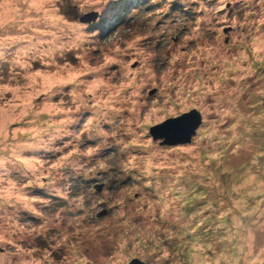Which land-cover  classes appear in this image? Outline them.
Wrapping results in <instances>:
<instances>
[{
    "label": "rangeland",
    "instance_id": "374dc122",
    "mask_svg": "<svg viewBox=\"0 0 264 264\" xmlns=\"http://www.w3.org/2000/svg\"><path fill=\"white\" fill-rule=\"evenodd\" d=\"M133 259L264 264V0H0V264Z\"/></svg>",
    "mask_w": 264,
    "mask_h": 264
},
{
    "label": "water",
    "instance_id": "95a60500",
    "mask_svg": "<svg viewBox=\"0 0 264 264\" xmlns=\"http://www.w3.org/2000/svg\"><path fill=\"white\" fill-rule=\"evenodd\" d=\"M99 17L97 11L83 14L79 21L82 23L94 22ZM202 116L196 109L180 114L177 117L167 118L149 128L153 140L161 139V145H176L191 142V136L195 134L201 124ZM99 190L101 186H95ZM128 264H146L140 259H133Z\"/></svg>",
    "mask_w": 264,
    "mask_h": 264
},
{
    "label": "bare ground",
    "instance_id": "6f19581e",
    "mask_svg": "<svg viewBox=\"0 0 264 264\" xmlns=\"http://www.w3.org/2000/svg\"><path fill=\"white\" fill-rule=\"evenodd\" d=\"M202 215V214H201Z\"/></svg>",
    "mask_w": 264,
    "mask_h": 264
}]
</instances>
